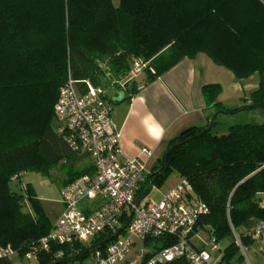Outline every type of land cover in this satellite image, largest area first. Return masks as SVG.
<instances>
[{
  "label": "trees",
  "instance_id": "obj_1",
  "mask_svg": "<svg viewBox=\"0 0 264 264\" xmlns=\"http://www.w3.org/2000/svg\"><path fill=\"white\" fill-rule=\"evenodd\" d=\"M199 53L238 80L257 74L258 86L231 108L215 102L217 84L205 85L203 97L212 109L207 123L170 140L142 190L146 194L176 171L207 206L198 227L218 242L228 239L218 264H242L241 248L258 239L253 228L264 219V119L233 123L221 133L212 129L219 113L264 114V0H0V245H12L22 259L50 229L20 173L49 175L71 155L53 114L68 72L78 85L88 80L106 87L124 80L138 58L146 63L139 82L145 85ZM137 89L134 78L129 97ZM89 250L49 242L34 264H77Z\"/></svg>",
  "mask_w": 264,
  "mask_h": 264
},
{
  "label": "built area",
  "instance_id": "obj_2",
  "mask_svg": "<svg viewBox=\"0 0 264 264\" xmlns=\"http://www.w3.org/2000/svg\"><path fill=\"white\" fill-rule=\"evenodd\" d=\"M145 66L134 58L127 77L116 84L124 87ZM81 82L78 85L67 73L53 114L56 132L71 154L89 157L91 165L60 188L63 210L54 225L55 233H47L30 246L23 258L30 260L47 249L49 242H56L90 249L77 264H164L175 259L218 264L220 258L211 261V252L219 249L218 241L209 236L205 243L196 244L197 234L203 231L197 221L207 206L196 197L191 184L180 177L159 199L145 200L148 192L143 194L142 187L148 181L147 173L140 159L123 155L120 129L111 117L104 87ZM128 218L125 228L112 237ZM253 230L258 239H264V219ZM14 256L18 252L12 245H0V259ZM85 258L88 263L83 262Z\"/></svg>",
  "mask_w": 264,
  "mask_h": 264
},
{
  "label": "crops",
  "instance_id": "obj_3",
  "mask_svg": "<svg viewBox=\"0 0 264 264\" xmlns=\"http://www.w3.org/2000/svg\"><path fill=\"white\" fill-rule=\"evenodd\" d=\"M143 76L140 74L136 77L138 89L135 94L129 97V83L124 87L114 84L111 102L107 101L111 117L120 129L123 155L140 159L147 174L157 164L171 139L189 126H203L207 123L212 109L206 107L203 97L202 89L205 85L217 84L220 92L215 102L232 108L259 83L257 74L236 79L231 71L216 65L204 53H199L192 59L180 60L145 85L139 83ZM123 89V98L113 101L112 97L116 96V92ZM222 114L223 121L226 116L230 117L227 120L229 124L236 123V117L241 114L245 118L264 115L258 111ZM261 118L264 119V116ZM227 129L228 127L223 126L217 132H225ZM81 158L82 156H76L72 162H78Z\"/></svg>",
  "mask_w": 264,
  "mask_h": 264
},
{
  "label": "rangeland",
  "instance_id": "obj_4",
  "mask_svg": "<svg viewBox=\"0 0 264 264\" xmlns=\"http://www.w3.org/2000/svg\"><path fill=\"white\" fill-rule=\"evenodd\" d=\"M117 1H114L116 4ZM113 84L107 85L104 87L106 99L111 102V93L113 92ZM257 114V113H252ZM262 114V113H260ZM252 118H245L243 114L236 117V123H260L262 120L261 116L264 115H251ZM235 118V117H234ZM230 120L229 116L225 117V121H223V114H217L215 118V124L213 126V131L217 132L219 129H223L224 127H228L230 124L227 122ZM231 123V122H230ZM77 155H69L66 157V161L64 163H60L55 168L50 170L49 175L42 174L35 171H27L24 173H20L21 178L20 181L25 185L26 183H30L35 196L39 201V205L42 209L46 217L47 223L50 225V229L48 231L49 234H54V225L60 216L63 210V203L60 196V188L65 183V181L75 172L84 171L87 167L91 165L90 159L87 156H82L81 160L78 162H72V160ZM180 179V175L176 171L170 172L166 178L159 185H152L145 197L146 199H154L157 200L161 197V195L170 187H172L178 180ZM19 186L16 185V189ZM208 240V235L204 231H200L196 236V244L201 245ZM228 244V239H224L219 242V249H215L211 252V261H217L223 252V248ZM262 249L259 250V248ZM259 250V251H256ZM244 256V262L242 264H264V239H256L254 244L242 252ZM14 264H34L35 259L31 258L30 260H26L25 258H20L18 256H14L12 259ZM89 259H83L84 263H88ZM122 264V263H118Z\"/></svg>",
  "mask_w": 264,
  "mask_h": 264
},
{
  "label": "water",
  "instance_id": "obj_5",
  "mask_svg": "<svg viewBox=\"0 0 264 264\" xmlns=\"http://www.w3.org/2000/svg\"><path fill=\"white\" fill-rule=\"evenodd\" d=\"M124 93H125L124 89H123V90H118V91L116 92V96H115V97H112V100H113V101H120V100L123 98ZM213 120H214V117L211 118V120L209 121V123H208L206 129H210V128H211L212 123H213ZM178 145H179L178 142L172 144L171 146H169V147L167 148V150H166L165 153H166V154L169 153L174 147H176V146H178ZM166 154H165V155H166ZM165 163H166V159H165V156H164L163 163H162V166H161L162 168L165 167ZM142 197H143V196H142ZM138 202H139V199H136V200H135V204H138ZM129 219H130V218H128V220L126 221V223H125L122 227H120L119 229H117V231L113 234L112 237L116 236L121 230H123V229L125 228V226H126L127 222L129 221ZM62 262H63V260H59V261H57V262H55V263H53V264H56V263H62Z\"/></svg>",
  "mask_w": 264,
  "mask_h": 264
}]
</instances>
